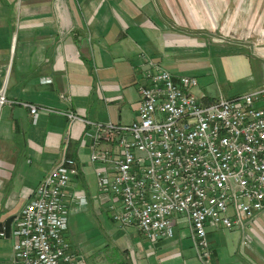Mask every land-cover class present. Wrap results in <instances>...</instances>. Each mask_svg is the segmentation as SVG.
Instances as JSON below:
<instances>
[{"label": "crops", "instance_id": "0c3cea01", "mask_svg": "<svg viewBox=\"0 0 264 264\" xmlns=\"http://www.w3.org/2000/svg\"><path fill=\"white\" fill-rule=\"evenodd\" d=\"M141 50L175 74L206 76L193 88L207 98L244 93L264 82V0H0V264L15 263V217L63 153L78 166L68 192L87 195L66 230L86 264H264V208L244 229L207 226L203 261L183 217L150 240L103 206L84 119L136 118Z\"/></svg>", "mask_w": 264, "mask_h": 264}, {"label": "built area", "instance_id": "2783aa9c", "mask_svg": "<svg viewBox=\"0 0 264 264\" xmlns=\"http://www.w3.org/2000/svg\"><path fill=\"white\" fill-rule=\"evenodd\" d=\"M137 116L129 123L88 120L89 161L97 163L103 206L122 227L135 225L150 240L170 237L187 220L201 260L210 255L207 226L244 229L264 208V82L230 96L194 91L197 77L175 74L144 50ZM6 100L0 90V103ZM35 120L38 106L25 101ZM69 119L80 118L71 109ZM81 119V118H80ZM78 171L62 154L15 217L14 264H86L72 248L67 220L87 202L68 192ZM4 235V230H0ZM246 242V240H244Z\"/></svg>", "mask_w": 264, "mask_h": 264}, {"label": "rangeland", "instance_id": "374dc122", "mask_svg": "<svg viewBox=\"0 0 264 264\" xmlns=\"http://www.w3.org/2000/svg\"><path fill=\"white\" fill-rule=\"evenodd\" d=\"M235 32V31H234ZM232 33V32H231ZM233 34V33H232ZM230 36V39H233V38H235V34H233L232 36L231 35H229ZM211 37L213 38V37H221L218 33H212V35H211ZM232 37V38H231ZM229 41V40H228ZM197 72H199V71H197ZM204 75H205V72L203 71L202 72ZM197 77V86L196 87H200L199 86V84L201 85V84H204V83H206V76H201V74L200 75H198V76H196ZM196 93H198V94H201V93H199V92H196Z\"/></svg>", "mask_w": 264, "mask_h": 264}]
</instances>
